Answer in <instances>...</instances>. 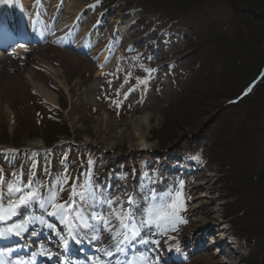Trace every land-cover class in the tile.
<instances>
[{
    "label": "rangeland",
    "instance_id": "rangeland-1",
    "mask_svg": "<svg viewBox=\"0 0 264 264\" xmlns=\"http://www.w3.org/2000/svg\"><path fill=\"white\" fill-rule=\"evenodd\" d=\"M53 1L28 0L25 7L21 0H5L0 3V23L8 28L11 22L20 23L22 16L30 19L23 23L28 35L52 37L57 34L56 24L63 25L65 16L61 0L56 4ZM76 1L82 12L79 20L90 27V35L81 37V42L76 38L83 34L77 33L80 28L73 26L64 33L62 40L69 42L74 37L77 41L73 44L76 50L61 46L62 40L24 44V40L10 34L14 42L7 46L9 52L0 53V138L9 135L8 141L13 143L2 138L0 154L9 151L15 160L25 157L26 182L35 152L41 151L36 163L39 169L45 163L50 164L49 170L59 169L58 175L50 177L63 173L62 164L50 162L52 153H56L52 158L57 160L68 153L73 164L71 159L63 164L72 168L68 170L71 177L83 180L87 173L105 194L123 200L128 195L142 194L145 173L156 178L158 191L183 181L185 196L191 197L187 211L182 213L187 223L179 224L175 232L169 231L174 241L152 237L161 240V264H215L216 260L264 264V241L259 243L253 234L264 224V217L255 210L261 200L246 198L251 190L238 183L239 174L255 176L264 166V102L257 101L258 90L253 85L237 103L226 98L232 87L224 77L220 56L226 52L227 39L244 30L234 26L224 33V24L232 17L225 0H215L202 10L176 13H166L153 0ZM177 28L181 34H174ZM118 30L121 33L117 34ZM103 51L111 52L112 62L97 76ZM49 68L60 74H52ZM128 73L131 75L125 83ZM57 77L64 79L70 92L59 85ZM137 78L146 83L137 84ZM33 83L54 91L57 106L45 102ZM75 84L77 89L72 92ZM131 87L136 91L125 99L123 94ZM114 100L121 101L119 107ZM137 113L148 118L150 127L144 129L145 134L151 130L153 133L143 149L135 145L133 119ZM59 128L66 134L58 135ZM39 133H44L48 141L56 140L47 153L43 152V139H26ZM4 144L15 147L18 153ZM82 151L84 155L79 154ZM2 162L6 179L11 178L13 169L19 170L5 159ZM42 182L48 183L45 179ZM68 195L65 191L61 200H67ZM38 210L26 209L21 217L39 216ZM241 210L244 213L237 215ZM49 218L62 228L57 218ZM35 224L43 226L30 225ZM221 228H226L230 258L227 252L221 255V249L218 251L213 244L215 241L219 245L215 230ZM47 234L51 236V230L46 227L42 243L54 245L53 236L49 244ZM92 235L89 232L87 236ZM100 235L104 245L110 243L107 233L101 231ZM87 236L80 233L83 240ZM1 244L0 249H10ZM32 245L37 248L39 244ZM93 245L102 246L101 241H93ZM147 246L137 244L129 255L144 252ZM177 246L180 252L175 251ZM110 263L116 264V260Z\"/></svg>",
    "mask_w": 264,
    "mask_h": 264
},
{
    "label": "snow or ice",
    "instance_id": "snow-or-ice-1",
    "mask_svg": "<svg viewBox=\"0 0 264 264\" xmlns=\"http://www.w3.org/2000/svg\"><path fill=\"white\" fill-rule=\"evenodd\" d=\"M4 2L5 0H0V3ZM145 71L153 70L145 69ZM130 75L131 73L126 75L125 83L128 82L127 77ZM109 83L111 84V81ZM139 83L146 81L137 78V84ZM134 91H136L135 87L129 88L128 92L123 94L124 98L126 99ZM119 94L120 89H117V95ZM113 103L119 107L121 101L114 100ZM12 151L18 153L19 150ZM15 158L16 156L5 154V160L9 164H14ZM36 167L37 164L33 161L26 182L23 165L19 170L13 169L9 179H6L3 168H0V239L13 236L23 238L30 224L40 223L46 224L51 230V236L47 237L48 243H51V238L54 236L59 240V247L64 250L70 247V241L78 244L83 242V237H80L81 232L84 236L89 232L93 233L89 242L101 241L102 246L95 249L99 255L91 258L88 264H109V260L105 258H115L116 264H120L121 256L124 257L123 264H149L148 254L153 257L151 264H161L159 256L161 240L152 237L162 236L174 241L175 237L168 236L169 231L175 232L179 224L187 223L182 213L187 211V201L191 197L185 196L183 181L170 186L169 189L158 191L155 187L156 178L145 173L141 180L142 194L128 195L127 199L123 200L120 197H112L110 193L105 194L87 173L84 174L86 178L80 180L78 177H71L68 170L64 169L61 176L50 177L51 184H46L36 177L33 171ZM45 172H47L46 168ZM70 179L71 185H69ZM65 191L69 193L68 199L61 200V195ZM34 207L41 209L45 215H25L19 222L15 221L14 218L21 217L26 209ZM46 217L57 218L62 228L46 222ZM101 231L108 234L109 244H103ZM38 235L39 233L35 231L31 232L32 237ZM137 244H152L154 247L144 252L133 251L129 255V249L135 250ZM25 247L32 248L33 245L29 243ZM175 251H181L179 246ZM12 254V249L7 251L0 249V264H32V259L37 255L49 258L59 255L43 243L38 245V250L30 254L29 259L24 257L5 259Z\"/></svg>",
    "mask_w": 264,
    "mask_h": 264
},
{
    "label": "trees",
    "instance_id": "trees-1",
    "mask_svg": "<svg viewBox=\"0 0 264 264\" xmlns=\"http://www.w3.org/2000/svg\"><path fill=\"white\" fill-rule=\"evenodd\" d=\"M213 1L215 0H153L156 7L166 13H176L183 9L202 10ZM224 2L228 5L232 15L231 19L224 24V33L229 29H235L234 26L236 29L240 26L244 30L242 34L227 39L226 52L221 53L220 56L224 77H227L229 86L232 87L225 94L226 98L229 96L237 103L244 96L243 92L253 85L258 90L257 101L264 102V0H225ZM188 27H190L189 30H194L191 25ZM181 31L177 28L174 34H181ZM222 86H220L221 89L224 87ZM57 134H66L65 129L59 128ZM53 135L56 138L57 135ZM8 137L9 135L2 138H5V142L10 144L12 142L8 141L11 140ZM32 137L43 139L46 146H50L56 141H48L44 133L30 135L26 139ZM2 138H0V142H2ZM238 180L239 186L249 187L248 189L251 190L246 198L251 201L261 200L255 210L261 213V217H264V166L255 176L247 177L239 174ZM243 211H239L237 215L243 214ZM259 227L253 234L258 236L256 239L260 243L264 241V224Z\"/></svg>",
    "mask_w": 264,
    "mask_h": 264
},
{
    "label": "bare ground",
    "instance_id": "bare-ground-1",
    "mask_svg": "<svg viewBox=\"0 0 264 264\" xmlns=\"http://www.w3.org/2000/svg\"><path fill=\"white\" fill-rule=\"evenodd\" d=\"M21 1L25 7L29 3L28 0H21ZM55 1L57 3V0H54L53 1L54 4H56ZM61 3H62V7L65 10V16L62 19V20H64V24L62 25L60 23L57 26L58 34H64V33L67 34V30H69L71 27L75 26L77 28V30L80 28L79 29L80 32H77V33H83L82 36L76 37L77 41L81 42L80 41L81 37L83 39L87 35H90L89 34V31H90L89 28L90 27H86L87 24H85L84 22L79 20V16H81V13H82L81 12V6L78 4V1H76V0H61ZM25 16L27 18V14H25ZM21 18L23 19L21 21L23 23L26 22L27 20H30L29 18L25 19V17H22V16H21ZM65 26H67L68 28ZM87 26H89V25H87ZM119 31L120 32H117V34L121 33V30H119ZM58 37H62V35H60ZM73 39H74V37H73ZM110 55H111L110 51H109V53L107 51H103L102 53L99 54L100 59H101V68H99V70L97 71V73H96L97 76L102 74V71H107V69H109L107 67H109L110 63L112 62L110 59ZM49 69H50L52 74L53 73L54 74L56 73L57 75L60 74L58 71L56 72L55 69H52V68H49ZM57 79H58L57 82L59 83V85L65 91L70 92V90L68 91V86L66 85L64 79L62 77H57ZM33 85H34L36 92L43 98V100L45 102H47L51 105L57 106V104H58L57 94L54 91H52L51 89H49L48 87H46L45 85L40 84V83H36V84L33 83ZM76 85L77 84L72 86V90H71L72 92H73V89H77ZM133 125L135 127V130H134L136 133L135 135H137L135 145L139 149H143L144 147L147 146V142H148L149 137L153 135L152 130H151L152 134L150 132H148L149 134H145V131H144L145 128L150 127L149 122H148V118L146 117L145 114L137 113L134 116ZM225 229L226 228H221V229L215 230L217 232L216 236H217L219 248L221 249V251H220L221 255L225 254L228 251V249L231 247V245L229 244V241H228V237L226 238V230ZM198 241L201 242L200 239ZM148 248H152V245L149 244L146 247V249H148ZM226 254H228L229 258L231 257L228 252ZM148 255H149V258H152L151 254H148ZM225 256H227V255H225ZM215 264H227V263L224 260H216Z\"/></svg>",
    "mask_w": 264,
    "mask_h": 264
}]
</instances>
